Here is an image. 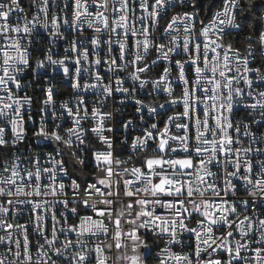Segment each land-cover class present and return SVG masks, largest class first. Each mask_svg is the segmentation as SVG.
I'll use <instances>...</instances> for the list:
<instances>
[{
  "label": "snow or ice",
  "instance_id": "6c2138e0",
  "mask_svg": "<svg viewBox=\"0 0 264 264\" xmlns=\"http://www.w3.org/2000/svg\"><path fill=\"white\" fill-rule=\"evenodd\" d=\"M0 264H264V0H0Z\"/></svg>",
  "mask_w": 264,
  "mask_h": 264
},
{
  "label": "built area",
  "instance_id": "2783aa9c",
  "mask_svg": "<svg viewBox=\"0 0 264 264\" xmlns=\"http://www.w3.org/2000/svg\"><path fill=\"white\" fill-rule=\"evenodd\" d=\"M69 39H71V37H69ZM131 82H129V84H130ZM126 86H128V85H126ZM57 87L61 90V92H62V95H60V96H58L57 97V99H59V100H63V99H65V98H67L68 96H70L71 95V93H72V90H71V88L70 87H68L66 84H63V83H61V84H57ZM150 99V98H149ZM134 111V109H133V107L131 106V102H129V106L126 108V112L130 115L132 112ZM29 135H30V133H29ZM47 150H50V149H46V151Z\"/></svg>",
  "mask_w": 264,
  "mask_h": 264
}]
</instances>
